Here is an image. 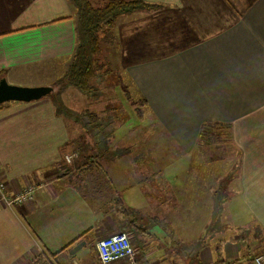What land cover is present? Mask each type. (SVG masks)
<instances>
[{
  "label": "crops",
  "instance_id": "crops-1",
  "mask_svg": "<svg viewBox=\"0 0 264 264\" xmlns=\"http://www.w3.org/2000/svg\"><path fill=\"white\" fill-rule=\"evenodd\" d=\"M142 1L162 5L163 18H179L180 35L171 36L172 30L169 37L181 45L157 56L138 53L148 45L142 44L146 42L143 34L129 40L127 52L121 42L116 45L119 53L114 62L127 58L123 74L130 79L133 91L149 103L154 122L160 125L156 128L165 135L158 136L162 142L147 136V144L187 148L196 144L197 129L206 122L229 124L230 143L239 150L238 162L232 163L238 165L239 188L233 200H240L243 217L234 208L228 214L235 226L255 224V233L264 236V0L248 5L245 0L239 19L208 35H201L205 30H199V23L194 21L198 15L192 17L195 12L191 3L199 0ZM73 9L69 0H0V78L10 84L44 86L52 81L51 76L60 77L76 45ZM158 23L159 30L165 27L160 20ZM128 54L143 57L132 61ZM31 75L38 80L23 78ZM61 96L69 98L64 93ZM46 97L27 103L7 102L0 107L2 177L11 194L34 187L29 200L8 207L0 205V264H100L95 243L123 228L128 229L139 264H155L145 249L147 239L157 234L151 221L153 201L144 200L135 189L125 186L123 178L105 182L112 189H103L109 191L107 196L103 190L101 194L91 192L94 182L100 186L103 181L94 180L85 167L70 168L67 155L63 158L62 153L70 134L80 125L74 118L56 114L54 100ZM150 155L156 156L153 151ZM174 155L158 156L170 162L165 165V176L171 186L185 189L183 194L191 193L182 200L185 208L199 210V181L193 185L184 179L188 170L199 173L197 155L189 159ZM231 157L229 153L228 159ZM215 165L212 162L213 168ZM223 169L220 166L217 170ZM109 171H115L116 177L123 176V169ZM228 205L231 208L232 201ZM198 214L196 223H186L198 225L196 235L184 226L183 218L188 215L181 221L164 216L175 240L181 242L176 247L178 258L187 255V240L195 239L198 249L199 223L206 220L203 212ZM227 238L218 241L223 260L218 264H247L242 258L245 246ZM139 241L142 244H137ZM207 248H201L199 257L210 264Z\"/></svg>",
  "mask_w": 264,
  "mask_h": 264
},
{
  "label": "rangeland",
  "instance_id": "rangeland-1",
  "mask_svg": "<svg viewBox=\"0 0 264 264\" xmlns=\"http://www.w3.org/2000/svg\"><path fill=\"white\" fill-rule=\"evenodd\" d=\"M89 1L92 6L101 7L108 0ZM244 1L199 0L192 2L191 8L195 12L192 17L198 15L194 21L199 23V30H205L201 35H208L217 28L239 19L240 9H243ZM255 2L256 0H247L246 4H254ZM149 4L155 7L139 9L130 13H119L109 28V38L106 32L105 35H107L101 40V50L97 57L102 66L96 71L95 76L90 81L91 90L98 92L96 97H93L92 92L87 95V93L80 92L74 87L67 89L66 86L65 88L63 87V90L67 91L64 92L62 90L60 94L59 84L60 86L64 85L62 83L66 74L64 70H62L63 72L60 77L53 79V76H51L52 81L49 82L50 84L44 85L53 88L46 98H52L54 101L60 102L63 100L64 104L69 106L67 108L74 109V112L77 113L88 109L98 114L100 118L98 120L101 124L100 127L92 126V128L84 130L80 125L74 133L70 134L69 144L62 149L63 158L65 155L74 154V159L72 157V160L67 164L70 168L85 167L88 169V174H91L94 180L100 179L103 181L100 186H98L99 183L94 182L91 192L92 190H97L101 194L100 191L103 189L112 191L111 188L104 185L105 182L111 184L112 180L118 181L123 178L125 186L129 185L131 189H135L144 200L150 199L153 201L151 205L155 208V214L151 218V221L153 220L154 222L157 234H155L156 232H154L155 236L150 234L151 236L147 239L148 244L145 249L150 251V256L154 259L155 264H172L171 262L176 259L180 260H177L174 264H206L201 262L199 257V251L202 247H209L206 250L209 251V259L212 260L210 264H218V262H223L220 259L221 254L218 250V241L219 239H228L227 237H232L241 246H245L246 251L242 258L246 260L247 264H252L255 258H264V240L262 239L264 236H259L255 233L256 231L253 229L255 224L242 223L239 224L241 226H235L234 223L232 224L231 216L228 214L234 208L239 216H241L240 218L243 217L241 212L243 207L240 200H233L236 194L239 193V188L237 185L238 165L233 166L232 163L238 162L235 160L239 156V150L237 151V147H233L230 143V130L227 128L229 124L222 121H209L206 122L207 124H203L200 129H197L198 137L196 144H193L195 148L190 154L187 153H189L193 145L187 148H182V146L178 145L179 149H174V146L170 144L155 143L153 146L147 144V136L157 137L155 140L158 142L161 141L158 139V136L165 135L161 129L156 128L160 127V125L154 122L155 119L150 113L152 111L150 106H148L149 103L133 91L130 79L123 74V69L127 66L125 64L127 63V58L124 59V62L121 60V63L114 62V58L119 53L117 52V43L120 46L121 42L126 47L124 51L127 52V46L130 44L129 40L135 38L137 34H143L146 42L142 44H148L141 50H138V53L145 54L143 56L162 55L167 53L169 49L181 47L180 43L175 44L173 39L169 37L172 30L171 36L180 35L179 18L175 20L163 18L161 15L163 10H160L162 5ZM196 5L197 8H195ZM73 10V18L75 19V9ZM196 10L198 14H196ZM159 20L165 26L161 30L158 28L160 25L158 23ZM182 20H185L184 16H182ZM200 25L202 26L200 27ZM128 53H130V50H128ZM128 55L132 61L140 60L143 57L135 54L132 56L131 54ZM105 62L110 64L107 71ZM23 78L38 80L36 75ZM20 79L22 80L21 77ZM14 85L22 86L23 84ZM125 89L129 97L123 92ZM74 90L78 92L77 96L74 95V93L76 94ZM63 93L68 94L69 98L63 99L61 96ZM137 107L139 108L138 111L143 114L144 119L142 121L137 119ZM145 112L146 114H144ZM125 113L126 115L122 118L120 115ZM145 117L149 118L147 122ZM84 119L83 117L82 120ZM120 119H122L121 122ZM213 141L218 142V144H212ZM230 147H232L231 150H229ZM151 151L156 156L151 157ZM165 151L173 155H169ZM229 153L232 154L231 160L228 159ZM174 154L187 157V159L197 155L196 161L199 160V173H197L198 171L190 172L188 170L185 173L184 179L192 181L188 184L193 185L195 181H199V205L201 206L199 210L186 209L182 200L185 198V195L189 196L191 193L183 194V192H186L185 189L177 185L171 186L170 180L165 176V165L170 162H165L158 156L169 158L176 156ZM178 159L180 161V158ZM214 161L216 165L213 168L212 162ZM180 163L176 162V164ZM146 166L147 169L143 170ZM220 166H223L224 169L218 171L217 169ZM111 168L123 169V176L116 177L115 171H109ZM108 172H110L112 177H109ZM124 172L128 176H125ZM1 176L2 172L0 171ZM102 192L104 196L109 194L107 190H103ZM229 201H232L231 208L228 205ZM173 203L179 205L177 206ZM0 205L8 207L1 202ZM198 212H203L206 215L205 223H199V250L196 248L197 242L195 239L187 240L184 242L187 246V255L178 258V254L175 255L178 252L176 247H179L181 242L175 240L174 235L171 233V227L166 222L164 216L180 219L188 215L189 219L187 217L183 218L185 221L184 226H187V232L190 231L193 235H196L198 225H187L186 223L188 220L196 223V217L199 215ZM132 213L133 215L137 214L135 211H132ZM119 231L127 233L128 229L123 228ZM229 232H232L231 236ZM138 243L142 244L140 241ZM184 248L185 246H183ZM113 264H132V262L121 260ZM134 264H139L138 256Z\"/></svg>",
  "mask_w": 264,
  "mask_h": 264
},
{
  "label": "trees",
  "instance_id": "trees-1",
  "mask_svg": "<svg viewBox=\"0 0 264 264\" xmlns=\"http://www.w3.org/2000/svg\"><path fill=\"white\" fill-rule=\"evenodd\" d=\"M70 2L75 9L76 47L62 81L64 85L60 86L59 84V89L61 90L65 86H71L80 92L87 93V95L92 92L93 97H96L98 92L91 90L90 81L95 76L96 71L102 66L97 57L101 50L100 42L107 34L109 38V28L112 22H114L119 13H130L135 10L155 6L140 0H108L101 7L92 6L89 0H70ZM106 32L107 34L105 35ZM105 63L107 65V71L109 70L110 64ZM123 92L129 97L126 89ZM142 103L145 104L143 101ZM54 107L56 114L67 118L71 116L84 130L86 128H92V126H101L100 121H98L100 119L98 114L88 109L79 113L73 112L60 101H54ZM134 110L136 109L134 108ZM138 110L139 108L137 107V119L142 121L143 114ZM124 115L126 113L120 116L124 118ZM83 117L86 120H82ZM121 121L122 119H120Z\"/></svg>",
  "mask_w": 264,
  "mask_h": 264
},
{
  "label": "built area",
  "instance_id": "built-area-1",
  "mask_svg": "<svg viewBox=\"0 0 264 264\" xmlns=\"http://www.w3.org/2000/svg\"><path fill=\"white\" fill-rule=\"evenodd\" d=\"M74 154L67 155L66 161L70 162ZM34 187L23 188L18 193L11 194L3 177H0V202L7 206L19 204L30 199ZM95 250L100 264H113L121 260L135 263L137 250L134 248L128 233L118 231L99 239L95 243ZM263 257H257L252 264H262Z\"/></svg>",
  "mask_w": 264,
  "mask_h": 264
},
{
  "label": "water",
  "instance_id": "water-1",
  "mask_svg": "<svg viewBox=\"0 0 264 264\" xmlns=\"http://www.w3.org/2000/svg\"><path fill=\"white\" fill-rule=\"evenodd\" d=\"M51 86H19L9 84L5 78H0V105L7 102H31L44 98L51 93Z\"/></svg>",
  "mask_w": 264,
  "mask_h": 264
},
{
  "label": "bare ground",
  "instance_id": "bare-ground-1",
  "mask_svg": "<svg viewBox=\"0 0 264 264\" xmlns=\"http://www.w3.org/2000/svg\"><path fill=\"white\" fill-rule=\"evenodd\" d=\"M208 49V48H207Z\"/></svg>",
  "mask_w": 264,
  "mask_h": 264
}]
</instances>
